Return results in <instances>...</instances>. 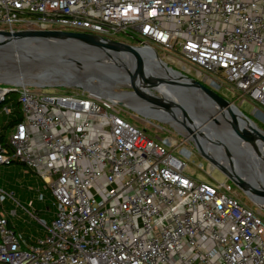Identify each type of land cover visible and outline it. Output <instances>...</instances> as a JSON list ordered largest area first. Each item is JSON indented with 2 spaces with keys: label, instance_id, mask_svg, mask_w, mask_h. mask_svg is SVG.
Listing matches in <instances>:
<instances>
[{
  "label": "built area",
  "instance_id": "built-area-1",
  "mask_svg": "<svg viewBox=\"0 0 264 264\" xmlns=\"http://www.w3.org/2000/svg\"><path fill=\"white\" fill-rule=\"evenodd\" d=\"M0 30L128 34L129 45L177 55L162 61L215 92L224 81L264 122V0H0ZM14 90L23 119L0 127V166L16 160L39 175L55 211L45 224L0 187V264H264V219L225 182L187 175L184 142L149 137L84 89L10 82L0 86L7 117ZM18 210L39 224L25 248Z\"/></svg>",
  "mask_w": 264,
  "mask_h": 264
},
{
  "label": "rangeland",
  "instance_id": "rangeland-1",
  "mask_svg": "<svg viewBox=\"0 0 264 264\" xmlns=\"http://www.w3.org/2000/svg\"><path fill=\"white\" fill-rule=\"evenodd\" d=\"M115 39L127 44H136L135 40L137 38L136 37L132 38L128 36V34L127 35L118 34L117 37H115ZM156 51L160 59L166 60L167 54L171 55L172 57H178L175 54L169 52L167 53L159 48H157ZM12 55L13 56L11 59L8 60L4 58V60L0 62V74H4L6 73V71L11 72L12 70L11 68H15L13 72L22 71V72L34 73L37 71V65H36L37 63H35L34 61H23L21 57L19 58L17 56L18 59L14 58L16 56L15 53H12ZM115 61H117L118 65H120L119 67L120 69L117 67L115 68L116 72L118 70L130 69L129 67L125 68L127 64H125L124 62L118 60ZM111 64H113V61L109 60L104 63H99L95 67H89V66L70 67L68 71L71 74L77 76L81 81L99 83L103 80L108 79L109 76L105 72L104 65L109 67L111 66ZM168 66L170 67V65ZM9 83L10 82L7 80H0V86H5V84H9ZM23 83H25V85L32 86L34 87V89L36 88L38 89V91L46 94L66 93V94L76 95L82 91L79 87L75 85L51 84L46 86H37L29 83L27 80H25ZM145 83L150 84L148 81H145ZM68 84H73V82H70ZM148 86L152 89L154 88L151 84ZM114 90L117 93V95L126 98L128 100L136 101L139 104L157 105L156 101H160L159 95H157L155 91H153L152 94L146 95V97H149L150 99L153 98L155 101V102L154 101L149 102L146 99L139 97L135 93H131L133 92L131 87L115 85ZM216 92L222 97H224L226 100L233 102V104L255 124L253 127L254 129L256 126L261 132L264 133V122H262L261 119L260 120L257 119V117L253 114L254 105L252 103H250L247 100L242 101L241 99H239L238 93L231 92L229 90V85L224 81L222 82V87L219 90H216ZM161 98L167 100L166 97L163 95H161ZM18 99L19 96L18 94L15 93H12L8 96V101L6 102V105L9 107V109H13L14 103L17 102ZM194 109L197 110V107H194ZM162 111L166 112L165 109L164 110L162 109ZM112 112L124 118L125 120L129 121L131 124L139 128L140 130H143L146 133V135H148L153 139L154 138H160L163 140L167 139L171 142L173 141L176 143L184 142L183 144L185 148L191 152V155L189 156L188 159L178 155V152L180 150L179 148L174 149V147H170L168 149L170 151L172 150L175 155L180 156L185 161L187 175L195 178L198 181L210 184L212 186H216L217 184H221L225 182L226 189H223L224 192L230 195H234L238 199V201H240L246 207L251 208L254 212L261 215L262 218L264 219V210L260 209V207L256 205L245 192H243L232 181H230L221 171L218 170L216 166H214L212 162L208 161L201 155L199 150L195 147L192 138L189 137L182 130L179 122H175V121L172 122L168 120L166 116L162 113L153 114L145 110L139 112L131 108H128L126 106H123L121 104L116 105L112 109ZM7 120H8L7 116H5L4 114H0V127H4V124L7 122ZM242 121L246 128H250L251 126L250 122L245 121V119L243 118ZM196 139L198 141L199 137H197ZM199 141L203 146L202 149L204 150V152L207 155H209L205 145L202 143L201 140ZM208 144L211 145L209 142ZM225 151H227L226 148ZM218 157L221 159V161H224L225 163L229 162V164H231L228 158H225L224 156L221 155H218ZM240 168L242 169L240 171L241 173L246 172V169L243 165H241ZM235 173L238 174L237 169ZM0 180L2 182V185L0 187L3 189L5 193L14 194L13 196L14 199L20 202V204L26 208H27V202L30 201L33 206V209L31 210H33V212L37 214L36 215L37 218H39L43 223L50 225L53 219V213L55 211V208L53 206L52 199L50 198L51 196L49 195L50 187H48V185L44 183V181L39 177V175L32 172L25 165L10 164V165L0 166ZM2 201L4 207H6L8 210L11 211L15 209V205L13 204L12 200L8 199L5 195H2ZM18 214H19L18 216H20L19 219L18 218L12 219V222L15 225L17 233L20 236L22 235L38 236L39 235L37 228L39 225L38 222L36 220H32L28 218L26 215L22 216L20 210H18Z\"/></svg>",
  "mask_w": 264,
  "mask_h": 264
},
{
  "label": "bare ground",
  "instance_id": "bare-ground-1",
  "mask_svg": "<svg viewBox=\"0 0 264 264\" xmlns=\"http://www.w3.org/2000/svg\"><path fill=\"white\" fill-rule=\"evenodd\" d=\"M30 52L36 53L40 51L34 45L27 46L21 49V51H15L14 53L16 54V56L14 58H17V56H20L21 54H27ZM142 57L146 62V68L143 71V75L135 73V80H133L137 89L145 95L152 94L153 91H155V93L159 95L160 101L169 102L174 106V110H176V118H173L170 115L168 116L165 111H162L163 108H161V106H159L158 104H139L136 101L128 100L117 95L114 90L115 85L130 86L129 81L127 80L128 77L133 74V71L135 69L133 67L134 65L132 59H130L129 62V70H118L117 72H115L119 77L118 80H113L107 74L109 76L108 79L103 80L99 83L84 82L68 71L70 67H95L97 66V64L104 63L109 60H118L124 62L116 55H114L112 58L100 53L99 55L97 54V56L95 54V62H89V60L82 59L66 60L60 67L63 73L49 78H42V74L45 70L44 65L47 66V64L40 63V65H37V71L34 73L22 71H17L14 73L6 72L4 74H0V80H7L17 85L25 84L23 83L25 80L33 85H82V87L93 90V92L111 101L112 103L121 104L139 112L145 110L153 114L162 113L168 120L172 122H179L182 130L192 139H196L197 137H199L198 142L202 146L201 142L199 141L201 140L205 145L208 154L211 156L215 163L214 166H223L232 173H235L237 169L238 174H240L242 179H244L248 183H253L259 189L264 190V148L260 146L259 143L246 144L243 142H239L232 131L233 120L231 115L227 111L222 112L218 104L205 98V96L200 91H197L198 89L191 90L190 88H188L186 92L179 90V88L175 87L170 80L177 79L183 81L184 78L182 79V77L178 73L169 74L168 70L164 66L160 65L156 61H152L146 54H144ZM107 67L108 66L104 65L105 71ZM143 78L146 79V81H148L154 88L152 89L145 85V80H143ZM70 82H73V84H68ZM186 83L188 82L186 81ZM190 90L192 93L190 92ZM161 95L165 96L167 100L161 98ZM152 100L154 101L153 98ZM194 107H197V110L194 109ZM180 110L185 111V117L181 114ZM234 115L240 127H243L248 131L254 129L253 127L255 124L250 119L240 117L235 111ZM242 118L245 119V121L250 122V125L252 127L250 126V128H246L243 124ZM255 130L260 131L256 126ZM189 131L194 133V137L189 133ZM208 142L211 145H209ZM225 148L227 149V151H225ZM218 155L228 158L231 164H229V162L225 163L224 161H221ZM241 165L245 167V173L240 172L242 170L240 168ZM250 199L264 210V202H261V200L259 199Z\"/></svg>",
  "mask_w": 264,
  "mask_h": 264
},
{
  "label": "water",
  "instance_id": "water-1",
  "mask_svg": "<svg viewBox=\"0 0 264 264\" xmlns=\"http://www.w3.org/2000/svg\"><path fill=\"white\" fill-rule=\"evenodd\" d=\"M138 42V41H137ZM35 46L38 48L40 52L36 53H27L21 54L18 56L23 61H34L37 63L36 65L47 64L44 65V72L42 74V78H49L52 76H57L63 73L62 69H60L63 62L66 60H89V62H95L96 58H94L95 54L99 55H107L113 58L114 55L121 58L127 66H129L130 59L133 61V67L135 68L133 74L128 77L130 86L132 91L131 93H135L141 98L146 99L149 102L153 100L149 97H146L144 93L137 89L134 76L135 73L142 74L146 68V62L143 60V55L146 54L149 59L152 61H156L160 65L164 66L169 74H176L175 70L169 67L160 57L158 56L156 50L149 45L143 44L141 46L138 45H129L124 44L121 42L104 39L95 35L86 34V33H78V32H70V31H38V30H23V31H2L0 30V62L6 59L12 58V53L15 51H21V49L27 46ZM17 57V58H18ZM98 60V59H97ZM114 60V59H113ZM99 61V60H98ZM85 64V63H83ZM12 67V66H11ZM119 68L117 61H113L111 66L106 68L107 74L113 79L118 80V75H116V69ZM8 68V67H6ZM10 69V67H9ZM11 72L14 73L13 70L15 68H11ZM120 69V68H119ZM183 81L172 79L170 80L171 83L178 87L179 90L186 92L188 88L191 90L200 91L205 98L209 99L210 101L218 104L222 112L227 111L233 120L232 131L234 136L239 142H243L246 144H254L259 143L260 146L264 148V133L260 132L255 129H251L250 131L246 130L243 127H240L236 121V117L234 115V111L243 118L249 119L246 117L234 104L226 100L224 97L219 95L214 90L206 87L205 85L201 84L200 82L190 79L180 73H178ZM134 79V80H133ZM146 81V79L143 78ZM186 80L188 83H186ZM145 83V82H144ZM15 84V83H14ZM17 85V84H15ZM18 85H25V84H18ZM145 85H150L145 83ZM37 86H46V85H37ZM80 89H84L89 91L90 93H95L93 90L89 88L82 87L81 85H76ZM149 87V86H148ZM190 90V92H191ZM13 93H17V90H14ZM192 93V92H191ZM156 104L161 106V108L165 109L167 115L176 118V110H174V106L169 102L163 101H156ZM120 105V104H117ZM165 112V113H166ZM181 114L185 117V111L180 110ZM189 133L194 137V133L189 131ZM263 133V134H262ZM194 142L195 147L199 150L201 155L207 159L208 161L212 162L213 159L208 156L200 143L194 138L192 139ZM13 162L9 163L12 164ZM19 164V163H18ZM23 165V164H20ZM219 171H221L230 181H232L239 189L245 192L250 198L252 199H259L261 202H264V190L259 189L253 183H248L240 174L232 173L227 168L223 166H216ZM260 209H262L260 207Z\"/></svg>",
  "mask_w": 264,
  "mask_h": 264
},
{
  "label": "trees",
  "instance_id": "trees-1",
  "mask_svg": "<svg viewBox=\"0 0 264 264\" xmlns=\"http://www.w3.org/2000/svg\"><path fill=\"white\" fill-rule=\"evenodd\" d=\"M22 115H21V112H20V109H19V104L18 102H15L14 103V107L12 109V112H11V115L8 117V120H7V125L2 127V131H5L8 130L9 128H11L15 123H18V122H21L22 121ZM1 140L3 139V135L0 136ZM21 164L19 161H13L12 164ZM2 185V182L0 180V186ZM49 195L51 196V193L49 192ZM51 198V197H50ZM32 242V239L30 236H27V235H22L20 236V243H21V246L23 248L26 247L27 244L31 243Z\"/></svg>",
  "mask_w": 264,
  "mask_h": 264
},
{
  "label": "crops",
  "instance_id": "crops-1",
  "mask_svg": "<svg viewBox=\"0 0 264 264\" xmlns=\"http://www.w3.org/2000/svg\"><path fill=\"white\" fill-rule=\"evenodd\" d=\"M31 237V236H30Z\"/></svg>",
  "mask_w": 264,
  "mask_h": 264
}]
</instances>
